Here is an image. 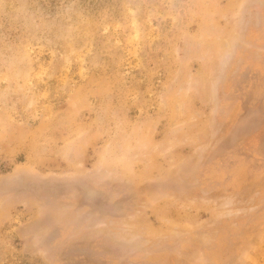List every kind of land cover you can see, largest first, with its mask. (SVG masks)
<instances>
[{
	"label": "rangeland",
	"instance_id": "obj_1",
	"mask_svg": "<svg viewBox=\"0 0 264 264\" xmlns=\"http://www.w3.org/2000/svg\"><path fill=\"white\" fill-rule=\"evenodd\" d=\"M0 264H264V0H0Z\"/></svg>",
	"mask_w": 264,
	"mask_h": 264
}]
</instances>
